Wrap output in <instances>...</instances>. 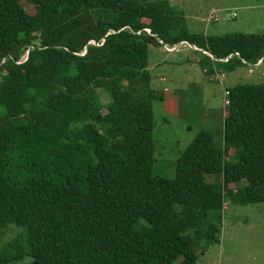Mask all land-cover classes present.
I'll list each match as a JSON object with an SVG mask.
<instances>
[{
  "label": "trees",
  "instance_id": "1",
  "mask_svg": "<svg viewBox=\"0 0 264 264\" xmlns=\"http://www.w3.org/2000/svg\"><path fill=\"white\" fill-rule=\"evenodd\" d=\"M183 43L222 73L264 64V34L191 33L166 1L0 0V235L20 229L0 264H196L224 205L264 202V84L227 89L152 175L147 52Z\"/></svg>",
  "mask_w": 264,
  "mask_h": 264
},
{
  "label": "rangeland",
  "instance_id": "2",
  "mask_svg": "<svg viewBox=\"0 0 264 264\" xmlns=\"http://www.w3.org/2000/svg\"><path fill=\"white\" fill-rule=\"evenodd\" d=\"M151 2L155 0H138ZM166 1L182 14L189 32L202 36L264 34V0H157ZM26 13L31 6L23 3ZM217 21H208L210 12ZM234 14V17L231 15ZM149 47L147 71L150 85L163 101H153V176L173 178L174 161L195 133L212 123L225 105V91L238 84H264V64L237 67L222 73L216 65L198 64V50L187 44L173 48ZM196 51V52H194ZM204 70H211L206 75ZM105 104L108 98L97 91ZM219 242L197 254L196 264H264V202L246 206L224 205ZM20 231L8 226L0 247ZM23 260L12 264H28Z\"/></svg>",
  "mask_w": 264,
  "mask_h": 264
},
{
  "label": "built area",
  "instance_id": "3",
  "mask_svg": "<svg viewBox=\"0 0 264 264\" xmlns=\"http://www.w3.org/2000/svg\"><path fill=\"white\" fill-rule=\"evenodd\" d=\"M213 13H214L213 11L210 12V15L208 16L207 20L212 22V23H215L217 21V18H216V16L213 15ZM231 17H234V14H232ZM183 44H185V43H183ZM165 50L169 51V49H167L166 47H165ZM173 50H174V48H173Z\"/></svg>",
  "mask_w": 264,
  "mask_h": 264
},
{
  "label": "water",
  "instance_id": "4",
  "mask_svg": "<svg viewBox=\"0 0 264 264\" xmlns=\"http://www.w3.org/2000/svg\"><path fill=\"white\" fill-rule=\"evenodd\" d=\"M173 50V49H172ZM199 51V50H198ZM85 52V50L83 51V53ZM203 54H206V53H204V52H202ZM209 56V55H208ZM26 57V56H25ZM210 57V56H209ZM261 61H262V59H260L255 65H258V64H260L261 63Z\"/></svg>",
  "mask_w": 264,
  "mask_h": 264
}]
</instances>
